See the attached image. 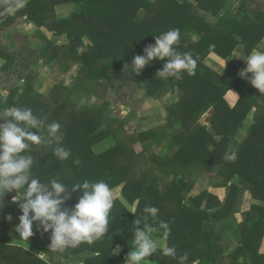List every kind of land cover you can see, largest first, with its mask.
I'll use <instances>...</instances> for the list:
<instances>
[{"label": "trees", "instance_id": "1", "mask_svg": "<svg viewBox=\"0 0 264 264\" xmlns=\"http://www.w3.org/2000/svg\"><path fill=\"white\" fill-rule=\"evenodd\" d=\"M228 0H20L23 7L15 12L6 11L7 4L16 0H0V27L4 28L19 18H27L38 28H46L56 38L67 37L68 44L55 46L46 40L43 57L47 63L60 59L64 53L69 59L63 64L64 73L78 69L70 86L58 85L49 96L39 93L35 76L28 74L21 88L7 89L8 96L0 93V111L10 108H31L44 122L39 132L40 144H31L25 154L34 157L33 176L42 183L56 179L71 189L75 184L104 181L113 192L114 206L110 212L109 231L103 239L92 244L82 243L66 250L67 257L84 252L95 254L84 264H125L132 250L134 226L132 222L146 215L145 207L159 211L148 223L159 227L168 225L165 239L174 247L176 258L164 256L158 250L146 261L158 264H180L179 257L187 254L184 264H264L260 254L264 237V207L247 208L245 194L264 202V117L260 103L264 94L240 78L245 66L233 56L241 45L247 55L264 39V14L251 12L241 24L220 19L213 26L207 18L196 15L197 7L218 17ZM72 5L73 11L65 18L55 16L57 8ZM244 10V5L241 7ZM145 12L142 21L139 15ZM171 29L180 30L177 50L191 53L197 60L195 75L183 73L181 79H159L157 72L165 61L156 60L136 74L131 66L136 55L155 43L159 34ZM199 37V41L193 39ZM239 38V40L236 39ZM211 54L224 60L222 74L209 68L205 61ZM23 53H12L0 37V74H7L16 66ZM127 66V67H126ZM118 82L134 83L145 91L150 100L158 94H174L177 101L164 110L167 122L141 132L142 148L129 150L117 145L102 153L94 148L110 138L105 128L109 103L87 107L83 97H97L115 89ZM1 90V80H0ZM211 113L207 125L201 118ZM132 114L131 118H134ZM0 120V123H6ZM58 122L63 135V146L71 151L68 160L54 155L55 143H47V124ZM250 123L247 135L234 149L232 142L245 123ZM37 132L38 130L33 129ZM167 145L165 156L149 153L148 147ZM235 156L234 160L226 157ZM79 163H75L76 160ZM193 167L220 178L218 187L224 188L226 198L193 193L188 174ZM158 173V175H156ZM168 184L161 187L164 177ZM16 193H9L0 203V229L20 237L15 230L21 215L19 203L13 201ZM83 190L72 193L63 205L73 208ZM22 199V196H17ZM245 199V200H244ZM12 220H8V216ZM232 215H241L240 245H226L219 230V222ZM34 223L30 238L37 245L48 247L49 241ZM142 226V224L140 225ZM164 229L153 235L163 238ZM164 239V238H163ZM120 246L115 255L113 249ZM231 249V250H230ZM241 261V262H240ZM0 264H47L21 247L12 245L10 238L0 234Z\"/></svg>", "mask_w": 264, "mask_h": 264}, {"label": "clouds", "instance_id": "2", "mask_svg": "<svg viewBox=\"0 0 264 264\" xmlns=\"http://www.w3.org/2000/svg\"><path fill=\"white\" fill-rule=\"evenodd\" d=\"M23 7L20 0L7 4L6 11L15 12ZM180 42V30L171 29L159 34L155 43L144 49L143 55H136L131 66L138 75L146 66L156 60L165 61L161 70L157 72L159 79H181L183 73L195 75L197 60L191 53H181L177 50ZM235 58H243L246 68L241 70L240 76L249 81L252 87L264 94V51L253 50L250 55L244 56L239 50ZM127 67V66H126ZM251 74V75H249ZM94 101V98H93ZM85 100L80 104L84 105ZM0 203L9 193L15 192L13 201H21L19 209V223L15 226L16 232L23 240H30L34 235L33 225L38 222L37 230L51 233L49 250L63 253L69 248H77L82 243L92 244L103 239L109 231L110 212L114 206L113 192L104 181L75 184L71 189L56 179L49 183H42L33 176L32 168L34 157L25 154L31 144H40L42 137L39 130L45 126L38 119L31 108H10L0 111ZM47 143H55L54 155L64 161L70 158L71 151L63 146L64 137L60 133L61 125L58 122L47 124ZM38 130L37 132L32 131ZM234 160L235 156L226 157ZM75 163H79L77 159ZM83 190V195L73 208L63 205L72 198V193ZM22 196V199H17ZM158 209L154 206L145 207L143 220L136 218L134 238L131 251L127 254L125 264H143L145 258L151 257L160 247L164 256L176 258L174 247H164L160 240L153 237L159 229H164L163 238L169 234L168 225L161 221L159 227L148 223L149 217L156 218ZM12 220V216H8ZM142 224V226H140ZM115 255L120 246L113 249ZM187 254L179 257L180 264L187 261Z\"/></svg>", "mask_w": 264, "mask_h": 264}, {"label": "rangeland", "instance_id": "3", "mask_svg": "<svg viewBox=\"0 0 264 264\" xmlns=\"http://www.w3.org/2000/svg\"><path fill=\"white\" fill-rule=\"evenodd\" d=\"M72 5L62 6L57 8L55 16L58 18H65L73 11ZM41 35L48 41L53 42L55 46H63L68 43L66 37L56 38L53 33L49 32L46 28H38L33 22H29L27 18H19L7 27H0V37L3 44L12 53H23L25 57H19L16 66L11 72L7 74H0L1 90L0 93L4 96H8L7 89L21 88L24 84V78L28 74L35 76L34 87L35 89L45 95L49 96L54 88L58 85L70 86L71 79L78 69V65H74L72 70L68 73H64L63 64L68 63L69 59L64 53L59 55L60 59L55 60L52 63H47L43 57V52L47 46L46 41ZM133 88V89H132ZM134 85H121L119 88L107 90L101 95L102 100L97 97L86 98L85 104L87 107H93L101 104L102 102L109 103V110L107 112V118L105 122V128L110 133L109 146L122 145L126 149L140 150L142 144L139 141V134L145 130H149L154 127L163 126L166 122V114L163 112L167 104L176 101V95L171 96L169 94H158L156 99L149 100L144 92H133ZM174 95V94H173ZM94 98V101H93ZM262 114H264L261 111ZM134 114V118H131ZM210 118V113L205 114L201 118V123L207 125ZM246 129L241 133L242 135L248 132L250 123H246ZM238 134V135H239ZM243 135V136H244ZM108 139V140H109ZM242 139V138H241ZM236 142L232 148H237ZM107 147V145H104ZM104 146H97L94 151L102 152ZM150 153L162 154L167 152L166 146L153 147L147 146ZM108 148V147H107ZM158 175V173H156ZM170 177L164 176L161 179L160 186L163 187L169 183ZM188 181L195 195L200 196L203 192L212 193L220 200L225 198V189L218 187L220 178L216 174H209L203 172L197 167H193L188 174ZM242 222V219H238V224ZM225 222L220 224V228L224 226ZM237 234L240 237L239 226ZM0 233L10 237L11 234L0 230ZM47 238L49 233H45ZM236 237V236H235ZM12 238V242L15 244L16 239ZM239 241L236 240L233 246H239Z\"/></svg>", "mask_w": 264, "mask_h": 264}, {"label": "crops", "instance_id": "4", "mask_svg": "<svg viewBox=\"0 0 264 264\" xmlns=\"http://www.w3.org/2000/svg\"><path fill=\"white\" fill-rule=\"evenodd\" d=\"M149 1L154 3L157 0H149ZM189 1L192 2V3H195V0H189ZM242 5H244V10L241 9ZM251 12H255L257 14H264V0H228L225 8L221 11V13L218 15V17H214V16L210 15L209 13H206V12L202 11L198 7L196 9L195 14L207 18L209 23H211L213 26H216V24L220 21V19H224L226 21L233 22V23H235V25L241 24L244 21L246 15L250 14ZM145 15H146L145 12H141L140 15H139L138 20L142 21L144 19ZM193 39L195 41H199V37L197 35H193ZM236 39L240 41L239 38L236 37ZM67 44L68 43H66L64 45H67ZM239 50H242L244 56H247L246 51H245V47L243 45H241L234 51V53H233L234 57L239 55ZM255 50L264 51V39L255 48ZM238 60L241 61L242 63H244L245 66L243 67V69H245L246 68L245 60L243 58H240ZM205 64L209 68H211L212 70H214V71H216V72H218L220 74L223 73L225 65H226L225 61L220 59L219 57H217L215 54L209 55L207 57L206 61H205ZM249 75H251V74H249ZM240 78L243 81L249 83V81L247 79L242 78L241 76H240ZM121 85H134V91L133 92L142 91V92H144V95H146L145 91L142 90L139 86H137L134 83L118 82L116 84V86L118 88ZM169 95L175 96L173 94H169ZM146 97L149 99V97L147 95H146ZM175 97H176L175 99L177 101V96H175ZM99 101H101V100H99ZM175 102H173V103H175ZM103 103L104 102H102V104ZM173 103L167 104L166 107L171 105V104H173ZM98 106H101V104H99ZM260 107H261L260 108V115L262 117H264V114L261 113V111L264 113V103H260ZM164 113L166 114V122H167L168 114L166 112H164ZM211 116H212V114L210 113V118H211ZM210 118H209V120H210ZM166 122H165V124H166ZM246 123H245L244 128L242 130H240L239 132L242 133L246 129L245 128L246 125H247ZM154 128H156V127H154ZM154 128H151V129H154ZM145 131H147V130H145ZM241 133L240 134L238 133L239 135L237 134L236 138L232 142L233 146H234V144L236 142L240 141L238 143V145H237V146H239L240 143L244 140L245 136L247 135V132H246V134L245 135L243 134L244 136L242 135V137H241L240 136ZM110 141H111L110 139L109 140L107 139L106 141H104V142H102L101 144L98 145L99 147L107 145L108 148L104 146L105 149L102 152H105V151L115 147V146H109L108 145V143H110ZM165 146L167 148V150H166L167 152L159 154V155L165 156V155H167L169 153L168 146L167 145H165ZM234 149H236V148H234ZM102 152H96L95 151V153H102ZM225 198H226V195H225ZM225 198L222 199L221 201H224ZM245 199H246L247 208L249 210H250L251 206H253V205L264 207V202L263 201L254 200L252 198L251 194L248 193V192L245 194ZM238 219L239 220L242 219L241 215H232V216L228 217L227 219H224V220L219 222V226H220V224H222V222H225V224H224V226L222 228L219 227V230H220L221 235L223 237L224 243L226 245H228V246L231 245V244L233 245L236 240L239 241V239H240L239 235L237 234V231H238L237 229H238V226H239V224L237 225ZM110 221H111V217H109V222ZM1 235H3V234H1ZM5 235H8V234H5ZM5 235H3V236H5ZM6 237H8V236H6ZM10 237H14L16 239L15 244L12 242V245L23 248L24 250L28 251L32 255L42 259L47 264H84L85 258H87V257L94 258L95 257V254L91 253V252H84V253H82L80 255L67 257L66 250L63 253L52 252V251L49 250V247H43L41 245H37L34 242L25 241V240L21 239L20 237H17V236H14V235H11ZM10 237H8V238H10ZM50 237H51V234H49V237H48L49 244H50ZM153 237L155 239L160 240L164 247H168V242L165 239L160 238V237H156L154 235H153ZM10 239H12V238H10ZM157 249L162 251V249L160 247H158ZM260 254L264 256V237H263V242H262L261 249H260ZM146 263L147 264H158V263H154V262H150V261H146ZM230 263H231L230 259H228L225 262V264H230ZM249 264H252V263L249 261Z\"/></svg>", "mask_w": 264, "mask_h": 264}]
</instances>
